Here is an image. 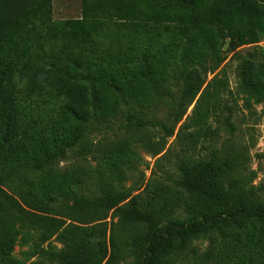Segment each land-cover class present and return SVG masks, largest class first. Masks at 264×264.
Returning a JSON list of instances; mask_svg holds the SVG:
<instances>
[{
	"label": "trees",
	"instance_id": "16d2710c",
	"mask_svg": "<svg viewBox=\"0 0 264 264\" xmlns=\"http://www.w3.org/2000/svg\"><path fill=\"white\" fill-rule=\"evenodd\" d=\"M263 38L264 0H84L81 19L58 23L52 0H0V264H264V202L246 194L229 80L216 74L228 40ZM238 76L244 106L264 104V62L245 60ZM174 81L179 96L155 140L148 114ZM194 103L179 130L182 192L172 193L192 219L163 220L172 206L156 188L124 204L132 145L162 155ZM121 118L137 140L101 150L98 169L60 167ZM221 125L231 136L223 149ZM94 185L107 193L83 194ZM210 231L200 251L193 240ZM28 245L24 260L15 256Z\"/></svg>",
	"mask_w": 264,
	"mask_h": 264
},
{
	"label": "rangeland",
	"instance_id": "374dc122",
	"mask_svg": "<svg viewBox=\"0 0 264 264\" xmlns=\"http://www.w3.org/2000/svg\"><path fill=\"white\" fill-rule=\"evenodd\" d=\"M83 2L84 0H52L54 21L58 23L66 20L81 19ZM225 46L226 50H223V53L226 61L216 74L222 73L229 80V89L231 93H228L227 100L234 107V116L232 120L237 128L233 137V142L245 153L246 164L243 166V172L244 175L250 179V181L248 180L246 194L251 197L255 203L264 202V104H252L250 110L244 106V94L239 91L240 77L238 76V67L245 60L255 63L264 62V38L258 44L237 48H234L230 40H228ZM216 74L209 73L207 75V84L211 82ZM181 85L179 81L172 82L171 95L148 114V120L151 121L147 127L148 134L151 137L156 136L155 140H159L160 136L166 135L161 124L168 121L169 116L172 114L171 108L174 104V98L176 99L179 96ZM234 102L237 103V106L234 105ZM195 104L196 103L189 108L184 119L175 128L174 135L167 139L165 152L162 155L154 157L142 148L140 144L132 145L137 152L138 160L134 169L128 173L127 180L122 184V188H118L130 192L131 197L124 204L133 198H145L147 188H156L163 197L159 202L163 203L164 198L168 196L172 206V209L165 212L162 218L163 220L180 223L192 219V215L187 211L176 208L172 193L176 191L182 192L177 185V181L180 179L177 163L183 156L182 144L178 141L180 135L179 130L188 117L192 116ZM224 117L225 115L222 116V119ZM173 121L174 118H171L167 123L169 128H172ZM217 126L219 125L214 123V127ZM230 137L224 125H221L220 137L216 143L217 147L223 149L226 141ZM137 139V135L129 130L126 119L124 118L115 120L109 124H104L87 137L88 152L79 154L80 148H77L76 152L71 153L69 157L60 164V167L68 168L71 166L74 168L90 167L98 169L100 166L101 150L124 140L130 141ZM162 156L166 158H162ZM107 183L111 184V182ZM104 186L105 185H101L96 188V185H94L90 190L84 191L83 194L89 195L96 192L97 194L107 193V187L109 186L106 188H104ZM107 223L110 228V218L107 220ZM212 232L213 231H210L207 234L197 236L193 240L194 246L199 248L200 251H205L209 247ZM51 243L54 249L61 248L57 242L53 241ZM30 247L31 245L24 247L17 246L14 252L15 256L24 260L25 254L31 250ZM41 260H43V258L38 256L30 260L29 263ZM138 263V258H133L127 264ZM191 263L192 262L186 261L180 264Z\"/></svg>",
	"mask_w": 264,
	"mask_h": 264
},
{
	"label": "water",
	"instance_id": "95a60500",
	"mask_svg": "<svg viewBox=\"0 0 264 264\" xmlns=\"http://www.w3.org/2000/svg\"><path fill=\"white\" fill-rule=\"evenodd\" d=\"M226 50V46L224 47V51Z\"/></svg>",
	"mask_w": 264,
	"mask_h": 264
}]
</instances>
